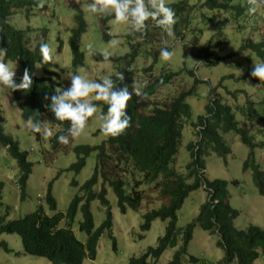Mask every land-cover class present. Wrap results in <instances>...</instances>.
Listing matches in <instances>:
<instances>
[{"label": "rangeland", "instance_id": "rangeland-1", "mask_svg": "<svg viewBox=\"0 0 264 264\" xmlns=\"http://www.w3.org/2000/svg\"><path fill=\"white\" fill-rule=\"evenodd\" d=\"M40 2L41 0H34V6L30 11L24 9L16 12L10 17L9 23L15 30L26 34V41L32 49L36 45L38 35L46 37V42L52 50L50 72L53 73L52 78L59 83L62 93L71 89V75H82L86 79L102 82L105 76L117 73L118 68L114 62L96 61L93 55L104 56L107 52L109 58L115 59L128 54L133 44L125 38L129 33L127 24L114 23V17L103 23L109 16L99 17L92 14L83 6L88 0H80L78 5L83 14L86 30L79 43L81 64L73 66V56L68 44L76 16L72 1L44 0L42 7L39 6ZM180 2L197 8L190 11L192 14L184 12L181 16L180 11L175 15L176 23L179 21L178 38L168 36L161 28L155 27L151 19L146 21L148 34L143 38L153 39L155 42L150 49L159 50L165 46L173 51L171 60L162 61L159 55L157 62L152 63L146 55L148 46L142 43L134 68L140 75L142 69L148 67H152V74H157L161 67L165 68V71L170 68L177 73L169 84L159 90L157 100L161 105L164 101L177 97L179 93L194 89L193 94L187 96L184 101L191 111V116L189 122L183 116L182 143L176 156L178 165L189 161L186 146L197 141L196 131L190 123H197V117L204 116L205 107L211 100L216 99L221 105L229 107L240 127L246 122V118L239 108L245 110L246 102L252 103L251 108L255 117H260L253 122L254 130L248 133L256 144L253 161L243 169L251 150L240 142L237 134L229 132L223 135L225 145L229 147L226 156L216 154L213 142L207 143L208 155L204 157L205 168L202 175L209 182L214 180L226 182L229 205L238 212L237 218L233 221L235 229L245 230L253 225L264 231V197L258 193L257 178L254 174V168L264 172V88L250 75L253 65L264 63V57L260 58L255 50L246 46L249 42L259 44L264 38V6L258 8L255 14H249L247 0H233V5L240 4L246 11V14L245 12L242 14L245 16L235 17L232 13L203 8L205 0H166L167 6L171 8ZM196 37L198 41H195ZM113 39L117 41L115 46L109 44ZM6 63L15 71V76L20 74L21 69L17 63L10 61ZM44 74L41 66H37V77H43ZM94 95L95 93H92L87 99L91 102H100L92 99ZM102 108L97 106L96 113L89 118L83 133L73 139V146L95 147L106 140L107 137L100 131V122L96 118L102 114ZM45 121L49 123L54 135L57 132L56 127L54 128L49 120ZM26 122L10 89L0 85V124L3 132L12 137L21 152L27 153V161L32 163V171L26 184V198L21 200L16 184L18 175L16 162L5 148H0L2 203L0 216H5L6 221L35 211L40 200L43 209L48 212L45 196L49 188L56 203V212L65 213L73 197L78 194L79 187L91 176L95 166L96 154L90 153L84 158L85 165L80 172L68 170L79 159L71 150L66 153L60 152L52 161L45 163L42 153L47 151L52 136L45 138L41 132L40 140H36L35 134L27 129ZM183 168L179 172L184 173ZM72 181L77 182L78 186H72ZM107 197L112 214L111 230H106L100 237L96 258L85 259L82 264H129L131 260L141 258L148 248H155L159 238L164 235L167 221H152L148 231L141 228L144 223L143 215L157 205L142 207L139 211L128 209L122 214L114 195L109 192ZM206 200L207 193L204 189L191 192L177 212V228H185L195 221ZM90 211L94 227H100L106 219L105 209L98 202H92ZM81 220V211L78 209L73 229L76 237L84 241L85 235L78 231ZM0 241H6L12 249L11 253L0 250V264H51L45 259L18 255L20 241L15 235H2ZM217 242L216 234L202 231L196 225L187 246V254L183 256L180 264H236L223 261L224 251L217 246ZM181 244L180 238L177 246L167 249L159 259L153 260L148 257L147 264H168ZM191 257L196 258L197 262H190ZM254 264H264V253L259 255Z\"/></svg>", "mask_w": 264, "mask_h": 264}, {"label": "trees", "instance_id": "trees-1", "mask_svg": "<svg viewBox=\"0 0 264 264\" xmlns=\"http://www.w3.org/2000/svg\"><path fill=\"white\" fill-rule=\"evenodd\" d=\"M71 1L76 16L68 44L73 56L72 64L78 66L82 61L79 43L86 25L78 3L76 0ZM202 5L208 10L232 13L235 17H243L246 14L245 8L240 4L233 5V0H205ZM33 6L34 0H0V48L6 49V55L2 56V60L5 63L15 62L20 66V74L14 77L16 83L20 82L25 68L29 70L33 81L29 90H10V93L15 98L23 120L28 121L31 118L33 121L39 120L43 123L47 119L54 128L56 127L57 132L49 139L47 151L42 153L45 163L52 161L58 153H66L70 150L79 158L68 168L70 171L80 172L85 165L84 158L90 153L96 154V161L91 176L79 187L78 194L73 197L65 213L56 212V203L49 188L45 196L48 212L43 209L40 200L39 207L35 211L14 220L6 221L5 216H0V236H17L21 254L45 259L51 264H82L85 259L94 260L100 237L112 227L110 201L107 197L111 192L122 214L128 209L139 211L142 207L157 205L143 215L142 230L148 231L154 220L167 221L164 235L159 238L157 246L148 248L141 258L133 259L129 264H147L148 257L157 260L167 249L175 248L181 238V247L168 262V264H180L183 256L187 254V246L196 225L202 231L218 236L217 246L224 251L225 263L253 264L259 255L264 253V231L253 225L245 230L235 229L233 221L237 218L238 212L229 205L226 182L219 180L209 182L202 175L204 157L208 155L207 143L213 142L215 144L213 150L216 154L226 156L229 148L225 145L222 136L229 132L237 134L240 142L251 150L243 169L253 161V150L256 146L248 133L254 130L253 122L260 117H255L251 108L252 103L247 101L245 110L239 108L246 118V123L240 127L229 107L221 105L217 100H211L206 107L207 117L199 118L200 141L186 146L190 157L187 163L176 164V156L182 143L183 122L180 123V116H189L184 99L190 95V92L181 94L178 98L168 99L162 105L158 103L159 90L169 84L177 73L170 68L165 71V68L161 67L157 74H152V67H148L143 68L140 75L134 68V63L141 44H147L146 55L154 64L158 60L160 49L165 46L159 50L150 49L155 43L153 39L137 40L136 37L140 36V33L133 35L129 32L125 38L133 45L124 57L115 59L108 57L107 60L98 54H94L93 57L96 61L111 60L116 64L117 72L123 73L125 77L123 82L117 80L115 75L111 76L117 88L127 86L129 91H132L134 84L143 86V98L133 95L128 101L127 113L132 117V126L115 138L107 137L95 147L73 146L71 137L67 146L62 145L58 142V137L68 134L70 122L56 120L50 110L52 96L62 94V91L56 93L55 90L60 88V85L52 78L51 64L43 62L40 54V45L47 43L46 37L38 35L36 45L32 49L26 41V34L15 30L9 23L10 17L16 12L24 9L30 11ZM176 7H172L175 15L181 11V16L184 12L192 14L190 11L197 8V6L190 7L186 2H181ZM244 12L245 14L242 15ZM113 17L114 15L109 16L103 23ZM178 25L179 21L173 26V36L177 38L180 36ZM147 34L148 30H145L144 37ZM195 41H198L197 37ZM246 46L255 50L260 58L264 57V40L259 44L249 42ZM37 66H41L45 73L43 77H37ZM253 80L264 88V82L254 77ZM145 82L146 86H144ZM92 103L96 107L102 106V113L107 112L108 105L105 102ZM202 121L205 122V127ZM34 134L36 140H40L41 133ZM0 148H5L8 155L16 162L18 169L16 184L20 199L25 200L26 184L32 171V163L27 161V153L19 150L18 144L12 137L4 134L1 124ZM182 168L184 173L179 172ZM254 174L257 178L258 193L264 197V172L254 168ZM71 185L78 186L75 181H72ZM199 188L206 191L207 201L201 206L195 221L185 228L178 229L177 212L188 195ZM92 202H98L105 209L106 219L97 228L94 227L90 211ZM78 209L82 216L78 231L85 235L84 241L76 237L73 229ZM113 249H115L114 243ZM0 250L5 253L11 252L6 241H0ZM189 261L194 263L197 259L191 257Z\"/></svg>", "mask_w": 264, "mask_h": 264}, {"label": "clouds", "instance_id": "clouds-1", "mask_svg": "<svg viewBox=\"0 0 264 264\" xmlns=\"http://www.w3.org/2000/svg\"><path fill=\"white\" fill-rule=\"evenodd\" d=\"M43 2L44 0H41L39 5L40 7L43 6ZM76 3L79 4L80 0H76ZM247 4L249 5V14H255L258 8L264 6V0H247ZM83 6L86 7L89 12L99 17L114 15V23L127 24L129 26L130 34L134 35L135 33H140V36L136 37L137 40L143 39L147 28L146 21L149 19H151L155 27L161 28L168 36L173 35V26L176 23L175 12L171 7L167 6L166 0H91V2L88 0V2H86ZM116 43L117 41L114 39L109 42L111 46H115ZM166 43L167 41H165V44ZM51 51L52 50L47 43H41L40 54L43 62L48 63L51 61ZM3 55H6V49L0 48V56ZM173 55L174 52L170 51L167 47L160 49V58L162 61L166 62L171 60ZM104 59H108L107 52L104 53ZM239 71L241 73V70ZM15 74V71L12 70L7 63L3 62L2 59H0V85L6 89H10L11 91L29 90L33 83L29 70L27 68L24 69L19 83L15 82ZM114 75L117 80L121 82L125 79L123 73L117 72L114 73ZM250 75L257 78L260 82H264V63L253 65ZM70 77L72 80L71 89L63 92L62 94L54 95L51 99L50 110L54 114L55 119L61 122H70L68 134L59 136V143L67 146L70 143V137L74 139L83 133L89 118L93 117L97 111L96 105L87 99L92 93H95L92 99L103 101L108 105L107 112L102 113L99 117H96L100 122V131L106 137L115 138L123 134L129 127L132 126V117L127 113L128 101L133 98V95L143 98V86L134 84L132 91H129L127 86L117 88V84L113 81L111 76H105L102 82L86 79L85 76L82 75H71ZM144 86H146V82ZM55 91L56 93H61L62 89L57 88ZM193 91L194 89H191L189 91L179 93L176 98H178L181 94H187V92H190V95H192ZM206 107L204 116H198L197 123H190V126L196 131L197 135V141L194 144L200 141L199 131L201 130V127L199 126V118L207 117ZM188 112L189 116L186 117L187 121L191 116L189 107ZM180 117V123L183 122L184 125L183 115ZM202 122L204 123L202 125L205 127V122ZM245 123L246 122H243L242 125ZM26 127L32 133L43 132L45 138L53 135L47 121H43L42 123L39 120L33 121L29 118L26 122ZM254 145L256 146V144ZM18 255L23 254L19 251Z\"/></svg>", "mask_w": 264, "mask_h": 264}]
</instances>
